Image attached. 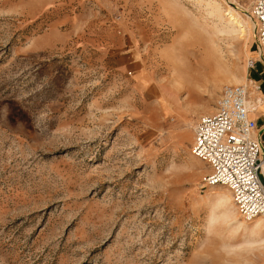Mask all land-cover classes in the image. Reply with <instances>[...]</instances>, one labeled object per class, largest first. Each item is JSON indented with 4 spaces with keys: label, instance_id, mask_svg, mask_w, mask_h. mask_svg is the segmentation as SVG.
Segmentation results:
<instances>
[{
    "label": "rangeland",
    "instance_id": "374dc122",
    "mask_svg": "<svg viewBox=\"0 0 264 264\" xmlns=\"http://www.w3.org/2000/svg\"><path fill=\"white\" fill-rule=\"evenodd\" d=\"M214 1L0 0V264L264 260L191 152L222 84L264 79L247 11L229 32Z\"/></svg>",
    "mask_w": 264,
    "mask_h": 264
},
{
    "label": "built area",
    "instance_id": "2783aa9c",
    "mask_svg": "<svg viewBox=\"0 0 264 264\" xmlns=\"http://www.w3.org/2000/svg\"><path fill=\"white\" fill-rule=\"evenodd\" d=\"M235 7L247 11L260 51L264 48V0H248ZM248 64L253 65L254 59ZM249 80L222 84L214 110L201 113L193 125L191 152L210 166L201 187L227 186L242 218L261 216L264 222V125L258 126L247 103L249 83L261 90L262 82Z\"/></svg>",
    "mask_w": 264,
    "mask_h": 264
},
{
    "label": "bare ground",
    "instance_id": "6f19581e",
    "mask_svg": "<svg viewBox=\"0 0 264 264\" xmlns=\"http://www.w3.org/2000/svg\"><path fill=\"white\" fill-rule=\"evenodd\" d=\"M226 5L228 4V8H224L218 2H212L214 6L215 13L218 14L219 24L226 28L229 32H240L243 35H248L249 32V22L245 19L240 12L236 9V1L235 0H226ZM239 3V2H238ZM248 106L254 110L255 113H260L261 106L263 101L261 98H254L250 102V93L248 97ZM219 198L223 201L231 200V196L228 194H220ZM225 207V206H224ZM227 217V214L225 215ZM229 217V216H228ZM261 219V218H260ZM262 220V219H261ZM261 220H255L256 225L260 224Z\"/></svg>",
    "mask_w": 264,
    "mask_h": 264
},
{
    "label": "crops",
    "instance_id": "0c3cea01",
    "mask_svg": "<svg viewBox=\"0 0 264 264\" xmlns=\"http://www.w3.org/2000/svg\"><path fill=\"white\" fill-rule=\"evenodd\" d=\"M256 80H258V81H260V82H262V87H261V91H262V93H263V91H264V79H256ZM264 94V93H263ZM257 116V122H258V117H259V114L258 115H256Z\"/></svg>",
    "mask_w": 264,
    "mask_h": 264
}]
</instances>
